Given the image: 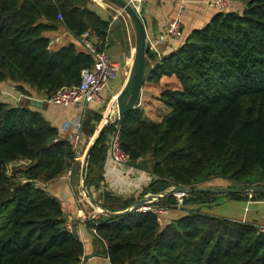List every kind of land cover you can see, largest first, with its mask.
Returning a JSON list of instances; mask_svg holds the SVG:
<instances>
[{"label": "trees", "instance_id": "1", "mask_svg": "<svg viewBox=\"0 0 264 264\" xmlns=\"http://www.w3.org/2000/svg\"><path fill=\"white\" fill-rule=\"evenodd\" d=\"M229 1L243 2L242 11L217 12L150 72L146 82L169 77L177 83L159 89L169 111L149 122L136 106L106 127L88 160L87 188L101 178L94 168L102 167L116 129L128 165L153 174L141 196L176 184L199 187L215 178L230 186L264 185V0ZM93 5L0 0V83H17L22 94L27 91L20 84H26L46 97L77 85L92 57L74 43L50 45L47 34L63 27L78 39L91 29L104 43L110 22ZM116 23L123 39L120 17ZM147 56L153 58L149 50ZM101 120L99 110H85L81 143ZM76 156L37 108L0 101V264H81L83 243L67 229L59 199L35 185L61 176ZM221 194L264 199V193ZM221 194L187 193L185 213L161 223L152 212L132 209L118 219L101 214L87 226L103 243L109 264H264V232L257 224L202 211ZM102 196L99 204L110 211L115 204L123 210L133 203ZM175 201L172 194L154 204L172 208Z\"/></svg>", "mask_w": 264, "mask_h": 264}, {"label": "crops", "instance_id": "2", "mask_svg": "<svg viewBox=\"0 0 264 264\" xmlns=\"http://www.w3.org/2000/svg\"><path fill=\"white\" fill-rule=\"evenodd\" d=\"M213 1L214 0H145L140 3V10L138 13L145 26L147 46H149L151 41L159 33L166 29L167 25L174 16L180 14L181 17V38H168L162 44L157 45L156 48L147 47L149 48L147 50L153 54V58L148 57L153 66L161 62L169 53L175 50L188 33H190L193 29L201 28L206 25L212 16L219 12L218 8L212 4ZM92 2L94 4L93 6L95 11L102 18L108 19L110 22L109 35L105 38L103 48L109 59L119 66L116 78L111 80L107 87L99 94L98 101L88 102L86 104L82 103L80 105L70 107H62L46 103L45 108H42L32 105L29 101L31 99L41 100L44 95L37 93L35 89L26 84L20 85H22V87L27 91V94H22L18 90L7 92L2 91V95L4 93L7 95V97L3 95L4 98H2L0 94V101L2 102L10 104L24 103L37 108L42 115L57 128L58 136L62 139H68L73 128L77 124L81 125L86 109L99 110L104 118L106 111L103 114L102 106L106 102L108 107H110L106 116H111L113 114L112 112L115 111V109L112 108L113 100L126 83L131 71L135 46V34L131 21L126 14L114 4L105 0H92ZM243 6V2L227 0L226 10L241 12ZM119 17L121 18L120 28L124 31L123 39L120 38L122 36L118 34L117 30L118 23H116V20H118ZM47 35L50 39H57V41L53 42L52 45L62 46L74 43L77 49L82 50L81 45L78 43V39H76L63 27H59L56 31L49 32ZM167 80H170L172 83H176L174 78L169 77H163L158 84L150 82L144 83L140 92L139 100L136 104V106L141 110L144 118L150 111H153V108L159 109L160 105H164L162 101L159 100L158 96L159 89L167 84ZM17 85L19 84L13 83L12 81H3L0 83V89L6 86H11L12 88L17 89ZM168 111L158 113V119L156 120L146 119V121H158ZM84 141L85 139L82 138L80 148L76 152L77 156L75 157V161L70 169L49 182H37V184L44 188L50 195L59 199L66 222L71 225L72 231L76 232L83 243V264H109L107 256L104 253L105 247L103 243L87 226V217L91 214H88L85 211L88 210V208L84 205V203L89 205L90 200L89 202L87 201L89 198L95 202L101 203L103 200V193H109L122 199H133L134 202L148 194L147 192L141 196L143 189L154 177L149 168L142 166L133 167L127 163L117 164L113 162L107 150L105 159L101 162L102 167L100 166L99 168L98 166H95L94 168L95 172H101L100 180L96 182V185H92L87 188L88 194L89 191L91 193V195L89 194L88 199H86L85 196L84 198H80L78 194L83 191L81 183V170L83 164L82 158L84 157V149L86 147ZM79 188H81L80 191ZM226 202L237 205L241 210L231 212L230 210H227L223 212L224 214L218 213L217 215L229 219L251 222L254 224H264V199L253 200L248 198L244 204H242L241 199H227ZM216 203L217 201L213 204ZM113 209L114 211L122 210L116 204L113 205ZM185 211L186 210L183 209L182 214H184ZM92 213H94V211ZM182 214H174V216L171 215L170 219L171 217H178Z\"/></svg>", "mask_w": 264, "mask_h": 264}, {"label": "built area", "instance_id": "3", "mask_svg": "<svg viewBox=\"0 0 264 264\" xmlns=\"http://www.w3.org/2000/svg\"><path fill=\"white\" fill-rule=\"evenodd\" d=\"M133 8L138 12L140 10V3L145 0H128ZM219 11H224L227 8V0H214L212 2ZM60 18V16H58ZM182 36V22L180 14L174 16L166 29L159 33L149 44L150 48H156L157 45L162 44L168 38H181ZM82 50L86 51L93 59L92 66L81 72L80 81L77 85L64 86L57 90L50 97L44 96L41 101H46L53 105L62 107H70L80 105L82 103L97 102L99 94L107 87L109 82L116 78L119 66L112 62L106 51L103 48V43L97 33L91 29L84 31L80 38H78ZM57 39H51L50 45L56 42ZM149 49V48H148ZM80 124H77L72 132L69 134L68 140L72 148L77 152L81 145V130ZM108 152L113 162L117 164H126L128 156L119 147V133L116 129L108 140ZM187 192L173 193L175 203L173 206L177 208L182 205V200ZM171 208L169 206L156 205L154 203H145L141 207L135 209L139 212H152L157 215L158 221H163V216L168 213ZM93 214L88 219H93ZM95 219V218H94ZM69 231H72L70 224L66 223ZM258 231L264 232V224H257Z\"/></svg>", "mask_w": 264, "mask_h": 264}, {"label": "water", "instance_id": "4", "mask_svg": "<svg viewBox=\"0 0 264 264\" xmlns=\"http://www.w3.org/2000/svg\"><path fill=\"white\" fill-rule=\"evenodd\" d=\"M105 1L117 6L129 18L134 29L135 46H134L131 71L128 76V79L113 100L112 108L115 109L114 115L117 118H112V115L104 116L102 122L98 126V129L96 130L90 144L88 145L84 153L82 170H81V179H82L81 183H82V190L87 198H89V194L87 192L86 169L93 148L95 147L100 136L105 131L106 127H108L110 124L118 120H121L124 114H126L127 112H129L130 110L136 107V104L139 100L141 89L144 83L148 80V76L150 72L154 68L151 60L147 56V49H148L147 34L144 23L139 13L133 8V6L129 3L128 0H105ZM30 102L32 105L38 107H42L43 103L45 104L47 103L46 101L35 100V99H31L29 103ZM133 167H138V166H133ZM177 192H187V193L201 192V193H211V194L241 193V192H245L249 194L264 193V185L243 184L240 186L231 185V186H224L217 188H207V187L190 188L176 184L158 194L148 193L143 198L134 201L130 207L119 211H110L105 207L101 206L99 203L94 202L90 198L89 200L91 204L96 206V208L99 210L101 214L118 219L120 217L126 216L127 214L130 213L132 209H137L142 205H144L145 203L158 202L159 200L164 199L165 197ZM73 233L76 234L75 231H73Z\"/></svg>", "mask_w": 264, "mask_h": 264}, {"label": "rangeland", "instance_id": "5", "mask_svg": "<svg viewBox=\"0 0 264 264\" xmlns=\"http://www.w3.org/2000/svg\"><path fill=\"white\" fill-rule=\"evenodd\" d=\"M176 82V81H175ZM166 85H169V86H172V87H177V83H172L170 80H167V84ZM2 91L4 92H7V91H17V89L15 88H12L11 86H6V87H3L2 89H0V94H1V97L6 96L5 93L2 95ZM19 91V90H18ZM20 92V91H19ZM7 99V98H6ZM9 100V99H7ZM10 101V100H9ZM163 103V102H162ZM164 104V103H163ZM46 104L43 103L42 105V108H45ZM110 107H108V104L105 102V104L102 106V111H103V114L105 111L109 110ZM169 108L164 104L163 106L160 105V108L159 109H155L153 108V111H150L146 116H145V120H156L158 119V116L157 114L158 113H164L166 111H168ZM112 118H117L114 114L112 116ZM102 120H103V116H102ZM102 120L100 121V123L102 122ZM99 123V125H100ZM98 125V126H99ZM98 129V127H97ZM94 136V135H93ZM93 136L88 140V141H84V143L86 144V147H85V151L88 147V145L90 144ZM85 153V152H84ZM83 159V158H82ZM36 186H39L37 183L35 184ZM224 186H230V183L228 181H225L224 179H221V178H216V179H211V180H208L206 182H203L202 184L199 185V187H207V188H217V187H224ZM81 188H79V191H80ZM79 193V192H78ZM78 196L80 198H84L85 194L83 191H81ZM86 199H88L86 196H85ZM228 199V197L224 196L223 194H221L218 198H217V203L216 204H213L211 206H203L201 209L202 211L204 212H208V213H215L214 215H217L218 213H223L227 210H230L231 211H240V207H238L237 205L233 204V203H227L226 200ZM83 200V199H82ZM242 200V204L245 203L246 200L248 199H241ZM89 202V199L87 200ZM219 202V203H218ZM85 206H87L88 210H85L88 214H91L90 216H92L93 214L95 215L94 218H98L101 213L99 212V210L96 208V206H94L93 204H91L89 202V205L87 203H84ZM92 206V207H91ZM183 206H186L187 208H189L190 205H180L178 208L175 206H173L171 208V210L168 211V213L166 215L163 216V219L164 218H169L170 219V216H174V214H177V215H180L182 214L183 212V209L182 207ZM94 211V213H92ZM224 214V213H223ZM89 216V217H90ZM219 216V215H218ZM87 217V218H89ZM172 218V217H171ZM85 258V257H84ZM81 264H83V261H81Z\"/></svg>", "mask_w": 264, "mask_h": 264}, {"label": "bare ground", "instance_id": "6", "mask_svg": "<svg viewBox=\"0 0 264 264\" xmlns=\"http://www.w3.org/2000/svg\"><path fill=\"white\" fill-rule=\"evenodd\" d=\"M104 116H106V114Z\"/></svg>", "mask_w": 264, "mask_h": 264}]
</instances>
